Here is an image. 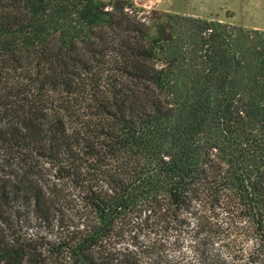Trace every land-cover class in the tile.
<instances>
[{
	"label": "trees",
	"instance_id": "16d2710c",
	"mask_svg": "<svg viewBox=\"0 0 264 264\" xmlns=\"http://www.w3.org/2000/svg\"><path fill=\"white\" fill-rule=\"evenodd\" d=\"M0 264H264V31L0 0Z\"/></svg>",
	"mask_w": 264,
	"mask_h": 264
},
{
	"label": "rangeland",
	"instance_id": "374dc122",
	"mask_svg": "<svg viewBox=\"0 0 264 264\" xmlns=\"http://www.w3.org/2000/svg\"><path fill=\"white\" fill-rule=\"evenodd\" d=\"M109 1V0H105ZM148 11L201 17L264 31V0H132ZM189 253V249H187Z\"/></svg>",
	"mask_w": 264,
	"mask_h": 264
}]
</instances>
